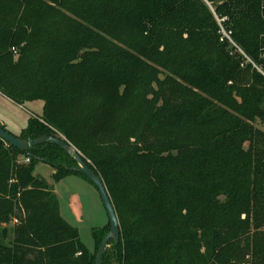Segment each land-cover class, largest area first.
Instances as JSON below:
<instances>
[{
    "label": "trees",
    "instance_id": "16d2710c",
    "mask_svg": "<svg viewBox=\"0 0 264 264\" xmlns=\"http://www.w3.org/2000/svg\"><path fill=\"white\" fill-rule=\"evenodd\" d=\"M263 6L0 0V93L43 102L18 137L66 139L105 182L103 264H264ZM38 162L92 183L57 144L0 138V264H95L110 223L90 252Z\"/></svg>",
    "mask_w": 264,
    "mask_h": 264
},
{
    "label": "rangeland",
    "instance_id": "374dc122",
    "mask_svg": "<svg viewBox=\"0 0 264 264\" xmlns=\"http://www.w3.org/2000/svg\"><path fill=\"white\" fill-rule=\"evenodd\" d=\"M32 115L37 117L44 115L42 101H33L20 106L0 95V118L7 123L5 128L9 133L19 136ZM260 128L264 131V126L261 125ZM54 173L55 167L48 163L38 162L35 165L34 174L54 187L64 219L79 229L81 241L90 252L94 253L96 243L93 231L109 224V216L100 194L92 183L80 176L72 175L56 182ZM75 196L80 199L78 211L72 207V198ZM14 224L10 223L0 229V241L10 240ZM3 229H6L5 232Z\"/></svg>",
    "mask_w": 264,
    "mask_h": 264
},
{
    "label": "water",
    "instance_id": "95a60500",
    "mask_svg": "<svg viewBox=\"0 0 264 264\" xmlns=\"http://www.w3.org/2000/svg\"><path fill=\"white\" fill-rule=\"evenodd\" d=\"M0 138L5 141L7 144L21 150L25 151L29 148L44 144V143H54L61 146L68 154L72 155L75 161L78 164V169L81 173H83L97 188L102 202L107 210L109 216L110 223V231L107 236L104 238L99 251L96 256L95 264H103L104 255L106 253L107 248L110 246V242L113 240L114 244H117L121 237V227L118 219V215L113 204V201L108 192L107 186L101 176H99L90 166L87 160L83 157V155L66 139L55 138L52 136H44L35 140L27 139L24 140L18 136H15L5 129L2 128L0 124Z\"/></svg>",
    "mask_w": 264,
    "mask_h": 264
},
{
    "label": "crops",
    "instance_id": "0c3cea01",
    "mask_svg": "<svg viewBox=\"0 0 264 264\" xmlns=\"http://www.w3.org/2000/svg\"><path fill=\"white\" fill-rule=\"evenodd\" d=\"M0 95L3 96L1 93H0ZM3 97H5V96H3ZM6 99H8V98H6ZM9 101H11V100H9ZM0 124L3 125V126H5V127H7V123L3 120V118H0ZM79 201H80V199L77 196H75V197L72 198V207H74V205H76L77 206V211L80 209Z\"/></svg>",
    "mask_w": 264,
    "mask_h": 264
},
{
    "label": "built area",
    "instance_id": "2783aa9c",
    "mask_svg": "<svg viewBox=\"0 0 264 264\" xmlns=\"http://www.w3.org/2000/svg\"><path fill=\"white\" fill-rule=\"evenodd\" d=\"M263 10H264V6H263ZM223 33H224V35H225L226 37H228V35L226 34L225 31H223ZM238 51H239L241 54H244L243 51H242L240 48H238ZM244 55H245V54H244ZM255 67H256V65H255ZM257 69H258L259 71H261V72L263 73V75H264V72H263L261 69H259L258 67H257ZM25 162H26V163L30 162V159L27 158Z\"/></svg>",
    "mask_w": 264,
    "mask_h": 264
}]
</instances>
